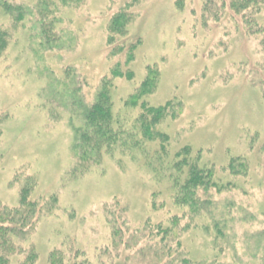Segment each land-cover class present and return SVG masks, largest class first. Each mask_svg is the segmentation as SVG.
<instances>
[{
  "label": "rangeland",
  "instance_id": "obj_1",
  "mask_svg": "<svg viewBox=\"0 0 264 264\" xmlns=\"http://www.w3.org/2000/svg\"><path fill=\"white\" fill-rule=\"evenodd\" d=\"M4 1L26 15L15 22L0 8V26L10 34L0 51V204L19 207L29 187L39 210L17 245L25 253L11 264H50L54 255L63 264H158L141 249L159 248L158 225L167 227L187 209L173 205L169 184L141 155L117 151L87 172L75 170L79 121L52 95L55 80L73 81L89 104L108 83L114 113L128 128L140 110L126 101L148 67L159 79L144 101L178 104L177 117L160 128L174 150L188 147L201 167L214 170L223 190L211 189L202 200L230 216L231 247L222 252L201 230L208 217L183 219L187 259L264 261V247L254 244L264 235V7L235 13L230 0ZM121 11L133 15L128 35L139 42L129 67L134 79L106 82L117 63L109 57L107 27ZM235 159L247 165L241 175L228 171ZM132 238L136 243L128 244Z\"/></svg>",
  "mask_w": 264,
  "mask_h": 264
},
{
  "label": "trees",
  "instance_id": "obj_2",
  "mask_svg": "<svg viewBox=\"0 0 264 264\" xmlns=\"http://www.w3.org/2000/svg\"><path fill=\"white\" fill-rule=\"evenodd\" d=\"M263 7L264 0H230L229 5V9L235 13L249 9H255L258 13ZM0 8L15 22H22L26 15L20 8H13L4 0H0ZM17 13L19 15L16 17ZM132 20L131 13L121 11L111 19L107 27L109 57L116 58L117 63L111 70L112 79L106 82H111L115 78H126L130 81L134 79V73L129 71V67L135 60L139 42H132L128 35ZM9 40V32L0 26V51L7 48ZM46 42L49 45L51 40L47 39ZM119 57L124 60L123 65ZM158 79L159 71L155 67H148L145 79L126 101L127 108L140 110L128 128L125 117L122 121L121 117L114 113L110 91L106 90L108 83L103 82L89 104L79 100L77 94L79 88L73 81L61 83L55 80L52 95L63 107L74 111L79 121V126L74 128V156L77 161L75 170L87 172L91 167L99 165L106 156L117 151L141 155L143 160L144 158L148 160V164L169 184L173 205L187 209L183 213L184 216H174L167 227L158 225L157 238L160 240L155 246L159 245V248L157 246L154 250V246L148 245V250L152 252H145L146 248H143L141 254L152 256L158 260V264H196L187 259L182 247L181 236L186 230L179 227L180 222L189 218V222L194 223L200 220L199 217H208L207 224L209 222L210 224L208 226L204 224L201 230L212 240L214 250L220 249L219 252H222L224 246L231 247L232 229L228 220L230 216L220 213L223 210L218 207L213 208L210 200H202V195L207 196L211 189L216 191L220 189V192L223 190L216 182L214 170L208 165L201 167L198 156H195L188 147L174 150L169 135L160 128L166 119L177 117L178 104L169 102L163 106L153 107L144 101L156 91ZM239 161H242L241 164L237 163ZM246 169V163L239 159L233 160L228 167V171L234 175H241ZM29 196L30 189L26 187L22 191L19 207L10 209L0 204V264H11L15 258L25 253L17 245L25 243L23 240L35 225L39 213L38 204L32 202ZM161 207L164 208L163 203ZM109 213L110 217H113L114 214ZM153 239L155 240L156 236H153ZM254 241V244H259L258 249L264 247V235ZM132 242L136 243V240L132 238L128 244ZM130 248L128 246V249ZM28 260H33V256H29ZM62 260V256L60 259L59 255H54L49 262L63 264ZM262 262L264 264V261ZM262 262L260 261V264Z\"/></svg>",
  "mask_w": 264,
  "mask_h": 264
}]
</instances>
